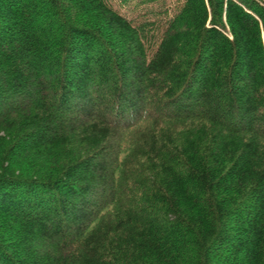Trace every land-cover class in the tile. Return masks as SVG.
<instances>
[{
    "label": "trees",
    "instance_id": "obj_1",
    "mask_svg": "<svg viewBox=\"0 0 264 264\" xmlns=\"http://www.w3.org/2000/svg\"><path fill=\"white\" fill-rule=\"evenodd\" d=\"M149 13L0 0V264H264V0Z\"/></svg>",
    "mask_w": 264,
    "mask_h": 264
},
{
    "label": "rangeland",
    "instance_id": "obj_2",
    "mask_svg": "<svg viewBox=\"0 0 264 264\" xmlns=\"http://www.w3.org/2000/svg\"><path fill=\"white\" fill-rule=\"evenodd\" d=\"M143 1V3H141ZM108 4L115 10H118L122 15L134 20L136 23L145 20V11L150 12L147 16L150 20L158 18L163 20L164 12H172L181 0H134L128 6L121 4L119 0H107ZM158 14L156 17L153 14Z\"/></svg>",
    "mask_w": 264,
    "mask_h": 264
}]
</instances>
